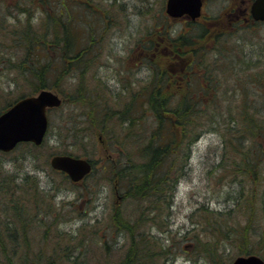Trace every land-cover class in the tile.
Listing matches in <instances>:
<instances>
[{
    "label": "rangeland",
    "instance_id": "rangeland-1",
    "mask_svg": "<svg viewBox=\"0 0 264 264\" xmlns=\"http://www.w3.org/2000/svg\"><path fill=\"white\" fill-rule=\"evenodd\" d=\"M87 1L93 4L92 10L98 12L95 15L101 21L96 31L97 37L101 38L96 47L100 45V48L82 75L76 76L73 71L66 76L63 81L68 84L66 93L75 90L79 84L76 77H80V86L84 84L90 88L91 95L96 93L101 97L103 93L99 90L103 89L109 96V106L122 108L118 106V93H124L123 101L127 103L129 91L133 90L131 85L142 91V85L152 73L144 58H154L156 50L144 48L142 42L154 36L155 27L162 25L164 20L172 35L180 28H189L190 22L186 17L166 18V0ZM243 1L207 0L204 12L209 17H216L218 27H221L230 21V9L239 7V3L243 7ZM3 4L0 3V109L21 94L37 92L21 78L18 68L12 66L14 61L25 57L24 47H15L4 37L6 27L14 23L16 15L23 22L31 21L34 27L42 23L41 7L28 16L30 12H21L19 8L9 13ZM75 5L77 19L83 25L79 23L83 28L80 34L86 37L89 28L85 21H96V16L91 13L85 16L83 8ZM108 13H112L113 19ZM232 39L246 56L254 61L262 57L259 61H264V52H261L264 51V23L252 25L247 31L238 30ZM263 66L264 62L256 63L252 72ZM233 72V68H227L222 75L223 84L218 92L220 98L222 90L226 92L220 107L226 112L219 115L220 119L226 123L234 122V119L241 123L242 115L237 111V105L247 97L252 98V105L260 108L259 122L264 125V97L260 89L251 84L248 95L244 94L242 84L237 85L232 79ZM60 95L65 98L64 104L49 111L51 125L42 145L33 147L22 143L10 152L0 151L4 172L14 173L16 177L34 175L41 191V202L35 210L41 213L42 221L30 224V242L22 239L18 249H43L44 255L54 260V264H122L132 235L128 230L119 229L114 222L115 212L120 208L123 216L134 225L132 234L138 249L149 247L139 245L142 234L155 240L150 249L157 251L156 255L144 258L142 262L146 264H230L240 254L255 253L264 257V243L259 240L264 237V154L259 156L256 170L251 168L247 172L250 165L246 159L242 162L244 153L233 151L239 144L248 148L263 141L264 135L259 134L253 140V137L236 134L235 130L227 137H223V131L205 132L192 145L189 163L177 182L173 197L163 204L159 201V206L155 207L149 200L126 197L127 187L118 171H122L121 165L129 163V157L126 153L121 155L116 147H110L111 138L106 133L89 128L87 103H75L67 94ZM111 124L112 131L122 134L123 128L117 118ZM75 125L76 133L72 130ZM133 150L136 154V147ZM64 151L92 159V173L74 183L54 170L51 157ZM234 162L241 165L240 172L233 170ZM138 261L137 264H141L140 257Z\"/></svg>",
    "mask_w": 264,
    "mask_h": 264
},
{
    "label": "trees",
    "instance_id": "trees-1",
    "mask_svg": "<svg viewBox=\"0 0 264 264\" xmlns=\"http://www.w3.org/2000/svg\"><path fill=\"white\" fill-rule=\"evenodd\" d=\"M0 3H4V8L9 13L19 8L21 12H30L28 16L41 7L40 25L34 27L31 21L23 22L15 14L14 23L6 27L4 37L10 39L13 46L24 47L25 57L18 62L14 61L12 66L18 68L21 78L34 91L55 88L60 93L67 94L75 103L78 101L88 104V120L91 123L89 128L106 133L111 138L110 147H116V151L121 155L126 153L130 159L129 163L121 165L122 171L113 169L114 172L118 171L122 183L127 187L126 197L149 200V204L154 202L151 205L155 207L159 206V201L162 204L169 202L189 163L192 145L205 132L223 131V137H227L232 136L228 133L235 130L236 134L253 137V140L259 134L264 135V125L259 122L261 110L252 105V98L246 97L242 104L237 105V111L242 115L241 123L235 122V119L234 122L226 123L219 116L226 112L220 108L226 92L222 90L223 96L220 98L218 90L220 86L222 88V75H225L227 68L234 69L232 79L237 85L242 84L244 94L248 95L247 90L253 84L264 97V66L252 72L256 63L260 65L264 62L259 61L262 57L254 61L232 39L238 30L247 31L250 26L259 22L251 20V23L246 24L245 21L232 20L236 17L235 13L232 14L236 7L230 9L228 24L221 27H218L216 17L189 23V28H180L174 35L165 20L161 22L162 25H157L156 34L142 42L144 48L156 50L154 58H144L152 71L149 79L142 85V91L131 85L133 90L129 91L130 100L125 104L122 97L124 93H118V106L122 108L113 109L108 104L109 96L105 90H99L103 93L101 97L96 93L91 95L90 88L84 84L80 86V77H76L79 84L73 92L66 93L65 86L68 84L63 82L70 72L75 71L76 76L82 75L84 69L90 66V61L98 55L100 45L96 47V44L101 38L97 37L96 31L101 21L95 15L98 12L92 10L93 4L87 0H0ZM75 4L83 8L82 12L87 14L85 16L88 13L96 16V21H85L86 28H89L86 37L80 34L83 25L77 19ZM98 8L101 9L99 6ZM112 13L108 14L113 19ZM109 23L110 21L107 25ZM238 91L242 94L241 90ZM29 94L24 93L20 97ZM13 103L14 101L0 109V113ZM262 106L264 107V100ZM232 109L229 111L233 112ZM114 118L120 121L119 125L123 128L120 135L111 130ZM76 128L75 125L72 129L74 133ZM263 143L264 139L248 148L239 144L233 150L244 153L243 158L241 156L242 162L246 159L250 165L247 172L251 168L256 170L257 160L264 154ZM23 144L40 146L32 142ZM135 147L136 154L132 153ZM232 166L236 172L242 170L240 164L234 162ZM1 168L0 162V264H54V260L44 255L43 249H31L29 246L27 249H18L22 245V239L29 241L32 229L30 224L42 221L41 213L35 210L41 202L38 180L30 174L16 177L14 173H6ZM119 209L115 212L114 222L119 229L128 230L132 235V243L122 264H137L138 257L141 264H146L142 262L144 258L156 255L157 251L150 249L155 240L152 236L149 238L142 234V243L139 245L149 247L138 249L136 237L132 234L134 225ZM259 240L264 243V237ZM207 250L210 252V249Z\"/></svg>",
    "mask_w": 264,
    "mask_h": 264
},
{
    "label": "water",
    "instance_id": "water-1",
    "mask_svg": "<svg viewBox=\"0 0 264 264\" xmlns=\"http://www.w3.org/2000/svg\"><path fill=\"white\" fill-rule=\"evenodd\" d=\"M202 0H167V12L174 16L190 15L196 19L201 14ZM255 19L264 20V0H254L251 8ZM62 99L50 89L37 95L25 96L0 114V150L10 151L21 141L40 144L48 128L47 107L60 105ZM51 165L63 170L77 181L92 169L90 160L69 154H56ZM231 264H264L257 254L240 255Z\"/></svg>",
    "mask_w": 264,
    "mask_h": 264
},
{
    "label": "flooded vegetation",
    "instance_id": "flooded-vegetation-1",
    "mask_svg": "<svg viewBox=\"0 0 264 264\" xmlns=\"http://www.w3.org/2000/svg\"><path fill=\"white\" fill-rule=\"evenodd\" d=\"M243 4H244L243 7H241V4L239 3V7H236L235 9H233L232 14L235 13L236 17L232 20H235L237 22V21H241L243 18L245 21H247L250 18V15H249L250 14V4H248V2L246 1H243Z\"/></svg>",
    "mask_w": 264,
    "mask_h": 264
}]
</instances>
